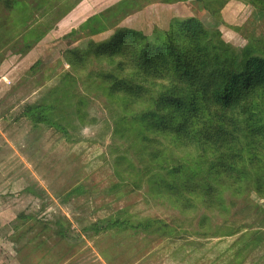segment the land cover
<instances>
[{
    "label": "rangeland",
    "instance_id": "1",
    "mask_svg": "<svg viewBox=\"0 0 264 264\" xmlns=\"http://www.w3.org/2000/svg\"><path fill=\"white\" fill-rule=\"evenodd\" d=\"M121 1L25 0L12 11L0 4V264H264V200L255 194L230 220L210 213V230L203 232V209L181 212L117 178L115 158L142 162L129 141L132 127L106 93L114 68L95 60L81 68L67 62L70 49L106 42L119 28L149 29L146 41L155 42L156 31L164 32L174 17L196 16L241 48L264 39V10L242 0H230L216 14L194 0H124L113 7ZM36 104L55 107L68 137L16 120ZM79 185L86 192L63 201ZM27 187L44 193L36 197ZM255 204L261 206L257 214L244 211ZM121 211L135 225L164 223L167 235L110 230L78 241L54 233L57 221L81 232ZM23 213L39 218L24 225ZM230 222L233 230L242 228L226 236L223 225Z\"/></svg>",
    "mask_w": 264,
    "mask_h": 264
},
{
    "label": "trees",
    "instance_id": "2",
    "mask_svg": "<svg viewBox=\"0 0 264 264\" xmlns=\"http://www.w3.org/2000/svg\"><path fill=\"white\" fill-rule=\"evenodd\" d=\"M23 1L0 4L12 11ZM194 1L206 14H216L230 0ZM242 1L264 10V0ZM163 29L156 31L155 42L148 43L151 30L119 28L106 42L90 41L85 49H70L67 62L81 68L95 60L114 68L106 76V93L122 109L121 121L132 127L129 141L142 162L136 166L123 155L115 158L117 178L181 212L203 209L206 216L198 227L208 232L210 213L227 221L243 211L237 208L247 195L264 200V39L236 48L220 30L208 29L196 16L174 17ZM54 112V106L27 105L16 120L27 118L33 127L48 125L68 137ZM25 190L36 197L44 193L34 187ZM85 192L79 185L63 201ZM252 207L244 211H261L259 204ZM124 214L96 221L81 232L57 221L54 233L78 241L110 230L167 235L164 223L135 225ZM38 215L23 213L19 218L25 225ZM232 224L223 225L226 236L242 228L233 230Z\"/></svg>",
    "mask_w": 264,
    "mask_h": 264
},
{
    "label": "crops",
    "instance_id": "3",
    "mask_svg": "<svg viewBox=\"0 0 264 264\" xmlns=\"http://www.w3.org/2000/svg\"><path fill=\"white\" fill-rule=\"evenodd\" d=\"M88 1H86V3H87ZM94 15H96V14H94ZM95 19V18H94Z\"/></svg>",
    "mask_w": 264,
    "mask_h": 264
}]
</instances>
